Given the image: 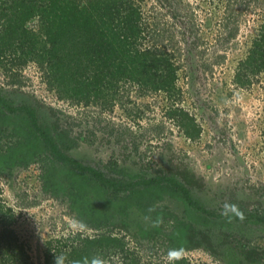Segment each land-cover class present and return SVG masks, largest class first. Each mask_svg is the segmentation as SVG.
Here are the masks:
<instances>
[{
    "label": "rangeland",
    "instance_id": "1",
    "mask_svg": "<svg viewBox=\"0 0 264 264\" xmlns=\"http://www.w3.org/2000/svg\"><path fill=\"white\" fill-rule=\"evenodd\" d=\"M139 1L147 34L142 47L160 42L174 54L176 94L143 93L127 84L113 107L77 105L59 98L33 62L18 71L0 65V88L15 103L40 107L58 131L80 136L70 151L81 160L101 167L113 162L109 169L120 178L181 172L211 210L223 211L227 203L239 213H264V74L245 88L233 81L264 20V0ZM14 76L21 83H11ZM172 105L195 118L199 137H187L169 117ZM28 126L22 115L13 119L0 112V158L7 163L0 172L2 196L16 212L11 228L34 264L44 263L49 240L74 235L72 218L84 222L85 235L124 236L145 264L170 262V248L182 249L193 264H264V225L194 214L167 185L106 195L87 178L53 169L39 144L25 156L32 138ZM50 127L55 129L52 122Z\"/></svg>",
    "mask_w": 264,
    "mask_h": 264
},
{
    "label": "trees",
    "instance_id": "2",
    "mask_svg": "<svg viewBox=\"0 0 264 264\" xmlns=\"http://www.w3.org/2000/svg\"><path fill=\"white\" fill-rule=\"evenodd\" d=\"M142 21L143 6L139 0H0V65L11 64L18 71L30 62L36 63L49 88L55 89L59 98L70 99L77 105L99 102L105 109L113 107L127 84L137 86L143 93L157 91L172 96L180 91L179 66L164 44L156 42L142 47L147 35ZM236 33L237 28L229 33L230 38ZM260 74H264V20L244 58L238 61L233 81L245 88ZM11 83L21 81L14 76ZM39 109L30 102L15 103L0 88L2 116L15 119L22 115L28 121L27 129L32 138L27 143L25 156H30L29 148L39 144L53 169H65L82 179L87 178L106 195L167 185L194 214L212 220L264 225V213L260 211L242 212L243 218H240L237 210L228 215L219 209L211 210L198 195L191 178L181 172L162 171L148 177L142 174L120 178L109 169L115 168L113 162L101 167L79 159L70 150L80 136H70V129L58 131L59 126L52 117L47 121ZM168 115L187 137L200 136V125L185 109L172 105ZM5 164L0 158V172ZM16 217L15 210L3 199L0 187V264H34L26 244L11 228ZM61 254L68 262L99 256L105 264H145L141 262V255L130 250L124 236L111 231L94 236L80 232L49 240L43 264H54L55 256ZM166 264L193 263L182 257Z\"/></svg>",
    "mask_w": 264,
    "mask_h": 264
},
{
    "label": "clouds",
    "instance_id": "3",
    "mask_svg": "<svg viewBox=\"0 0 264 264\" xmlns=\"http://www.w3.org/2000/svg\"><path fill=\"white\" fill-rule=\"evenodd\" d=\"M236 208L235 205H230V204H225L223 206V214L224 215H228L231 211H233ZM240 218H243V213H239ZM162 222V216L158 218L157 222L154 224V226H159V223ZM69 227L72 230V232L74 234L76 233H80L86 230V225L84 224L83 221L78 220L76 218H72L69 221ZM182 249L180 248H170L167 256H168V260L170 262H174L177 260H180L182 258ZM54 264H105V261L99 257H92L91 260H89L88 258H84L82 261L81 260H73L68 262V259L65 255L61 254V255H56L55 256V260H54Z\"/></svg>",
    "mask_w": 264,
    "mask_h": 264
}]
</instances>
